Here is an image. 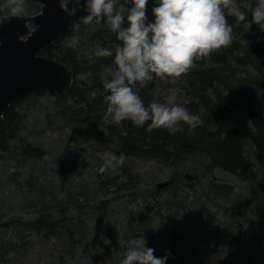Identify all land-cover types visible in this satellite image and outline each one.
<instances>
[{
  "label": "rangeland",
  "instance_id": "1",
  "mask_svg": "<svg viewBox=\"0 0 264 264\" xmlns=\"http://www.w3.org/2000/svg\"><path fill=\"white\" fill-rule=\"evenodd\" d=\"M41 6L25 0L22 15H34ZM60 107L50 92L23 106L17 140L43 147L45 155H0V211L5 219L25 221L40 216L38 210L46 205L86 204L79 210L70 203L67 207L78 224L77 243L21 225L0 228L1 254L6 253L0 264H120L130 236L143 234L155 255L171 250L170 264H264L259 255L235 261L228 245L238 236L246 242L259 236L264 240V221L258 223L260 201L251 180L219 167L189 180L185 173L190 171L173 174L163 162L121 155L111 135L95 126L78 123L83 124L79 132L49 125L48 113ZM106 152L123 156L125 162L101 174L98 168ZM173 177L171 185L158 188ZM126 182L136 188L118 192ZM212 183L223 187L215 190ZM103 200L108 201L104 209L91 207ZM10 241L18 247L6 252Z\"/></svg>",
  "mask_w": 264,
  "mask_h": 264
},
{
  "label": "trees",
  "instance_id": "2",
  "mask_svg": "<svg viewBox=\"0 0 264 264\" xmlns=\"http://www.w3.org/2000/svg\"><path fill=\"white\" fill-rule=\"evenodd\" d=\"M243 10L249 11L255 6L256 0H237ZM127 6V5H126ZM233 24V43L213 51L210 56L197 60L192 68L183 74L175 84L167 80L156 79L137 90L148 103L153 98L164 100L167 90L171 87L183 89L179 102L193 113L199 114L204 120L203 125L192 130L183 124L182 130L170 134L164 128L147 130L134 126L130 120L123 122L127 135L122 129L103 120V86L100 73L111 58L90 60L86 56L88 45L99 42L114 47L117 43L115 33L109 31L106 24L100 22L85 25L80 18L70 33H63L41 54L59 60L73 70L74 78L70 88L59 94H52L60 104V110L48 113V124L59 127L70 126L79 129V125H92L107 132L117 142V152L121 155L149 158L163 162L173 168V174L190 171L185 174L200 178L201 174L212 173L219 167L227 172L253 182V188L260 201V221H264V40L258 41L256 34H262L259 26L252 25L245 32L243 25H237L234 17H229ZM80 37V47H66L67 38ZM241 49L245 55H237L234 50ZM91 72L94 83L89 85L78 80L77 73ZM95 88L98 95L93 102L88 101L87 93ZM45 91L28 93L11 103L6 110L0 125V155L19 151L26 158H42L43 147L24 140H17L18 131L23 128V106L45 94ZM83 123V124H78ZM17 141V143H14ZM173 177L172 179H175ZM187 178V177H186ZM190 180V179H189ZM109 184V182H108ZM121 190L136 188L135 184L124 183ZM191 185V183H189ZM223 185L212 183L211 188L218 190ZM225 187V186H224ZM159 188V187H158ZM160 189V188H159ZM108 193V190L105 191ZM108 201H101L91 207L104 209ZM77 210L84 205L77 201L69 202ZM69 203L46 205L38 210L40 216L33 220L5 219L6 214L0 211V228L21 225L47 236L65 237L77 243L75 232L78 224L67 214ZM90 205V204H89ZM242 213V210H239ZM257 222V221H256ZM235 238L229 242V248L235 261L249 260L256 255L264 257L263 241L259 236L251 242ZM17 242L10 241L4 247L11 252L18 247ZM3 247L0 248V256ZM3 255V256H2ZM157 256H163L159 254ZM172 263L170 257L167 264Z\"/></svg>",
  "mask_w": 264,
  "mask_h": 264
},
{
  "label": "clouds",
  "instance_id": "3",
  "mask_svg": "<svg viewBox=\"0 0 264 264\" xmlns=\"http://www.w3.org/2000/svg\"><path fill=\"white\" fill-rule=\"evenodd\" d=\"M60 8L69 16L84 9L85 25L103 22L115 33L119 43L114 47L96 42L88 45L85 54L90 60L111 58L100 73L102 118L105 123L121 128L125 136V120L137 127H144L150 121L147 130L164 128L173 135L182 130L183 124L192 130L203 125L199 114L179 102L183 89L171 87L164 100L153 98L145 103L137 85L143 87L156 79L175 84L197 60L231 45L234 26L229 17H234L237 25H243L245 32L256 24L260 33H264V0H256L250 9L251 19L249 11L243 10L237 0H60ZM3 9L20 16L25 12V0H4L0 4V26L8 20ZM25 23L32 32L40 28L33 19ZM253 35L258 41L264 40L262 34ZM3 43L0 39V44ZM66 47L79 48L80 37L67 38ZM234 52L245 55L241 49ZM92 75L81 72L76 78L91 85L94 83ZM98 94L93 88L87 93L88 101L93 102ZM103 159L104 163L98 168L101 174L125 162L123 156L112 152H106ZM155 252L154 247L148 246L144 234L130 236L120 264H167L172 255L171 250L164 256H157Z\"/></svg>",
  "mask_w": 264,
  "mask_h": 264
},
{
  "label": "water",
  "instance_id": "4",
  "mask_svg": "<svg viewBox=\"0 0 264 264\" xmlns=\"http://www.w3.org/2000/svg\"><path fill=\"white\" fill-rule=\"evenodd\" d=\"M42 4L34 15H6L7 22L0 26V125L12 102L28 93L49 91L62 93L73 83V70L64 63L41 54V51L63 33L74 30L78 20L87 13L80 9L69 16L60 8V0H34ZM40 25L37 32L26 27V20ZM186 177L191 178L190 174ZM175 179L158 184L171 185Z\"/></svg>",
  "mask_w": 264,
  "mask_h": 264
},
{
  "label": "bare ground",
  "instance_id": "5",
  "mask_svg": "<svg viewBox=\"0 0 264 264\" xmlns=\"http://www.w3.org/2000/svg\"><path fill=\"white\" fill-rule=\"evenodd\" d=\"M58 37H59V36H58ZM56 38H57V37H56ZM56 38H55V39H56ZM55 39H54V40H55ZM54 40H53V41H54ZM53 41H52V42H53ZM49 45H50V44H49ZM58 61H59V60H58ZM39 92H40V91H39ZM45 92H49V91H45ZM50 93H52V94H58V93H53V92H50ZM24 96H25V95H24ZM190 176H191V175H190ZM191 177H193V176H191Z\"/></svg>",
  "mask_w": 264,
  "mask_h": 264
},
{
  "label": "flooded vegetation",
  "instance_id": "6",
  "mask_svg": "<svg viewBox=\"0 0 264 264\" xmlns=\"http://www.w3.org/2000/svg\"><path fill=\"white\" fill-rule=\"evenodd\" d=\"M4 10V9H3ZM4 12H5V10H4ZM39 13V12H38ZM6 14V13H5ZM6 15H10V14H6Z\"/></svg>",
  "mask_w": 264,
  "mask_h": 264
}]
</instances>
